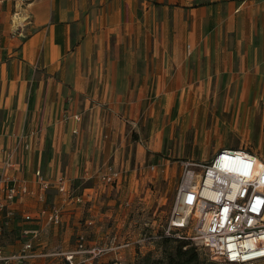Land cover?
Returning a JSON list of instances; mask_svg holds the SVG:
<instances>
[{"label": "crops", "instance_id": "obj_1", "mask_svg": "<svg viewBox=\"0 0 264 264\" xmlns=\"http://www.w3.org/2000/svg\"><path fill=\"white\" fill-rule=\"evenodd\" d=\"M263 93L264 0H0V167L2 150L25 135L28 149L16 160L29 187L36 170L51 180L65 174L86 199L64 200L51 186L47 203L63 219L45 226L22 218L42 204L25 196L9 225L0 214L3 253L31 239L44 255L27 264H67L55 253L75 249L89 218L94 242L112 232L130 238L113 226L127 224L123 196L145 160L163 155L162 134L201 127L203 101L217 95L238 114ZM146 121L144 145L131 131ZM222 148L235 147L215 144L211 157ZM109 165L123 177L101 186ZM38 228L36 239L20 233ZM139 252L130 246L92 264H133Z\"/></svg>", "mask_w": 264, "mask_h": 264}, {"label": "built area", "instance_id": "obj_2", "mask_svg": "<svg viewBox=\"0 0 264 264\" xmlns=\"http://www.w3.org/2000/svg\"><path fill=\"white\" fill-rule=\"evenodd\" d=\"M25 139V135H20L13 148L6 146L2 150V224L9 225L17 215L16 204L25 196H31L42 204L34 217L24 214L22 218L25 221L34 219L45 226H58L63 213L59 205L47 203L46 192L51 186L64 200L83 202L86 199L73 193L70 179L65 174L51 180L36 170L35 187H29L19 174L16 160L17 155L28 149ZM149 168L154 170L155 165ZM121 177V171L109 165L99 174V185L120 183ZM180 178L161 234H143L133 241L129 237L121 239L112 232L104 242H94L89 237V228L94 221L89 218L76 235L75 249L55 254L62 255L67 264H92L106 253H117L135 244L140 247L145 242L170 236L199 244L211 260L220 263L264 262V159L245 148H222L205 161L184 163ZM40 228L23 229L20 233L36 239ZM2 247L0 245V264H27L29 259L44 255L33 251L31 239L12 255H5Z\"/></svg>", "mask_w": 264, "mask_h": 264}, {"label": "rangeland", "instance_id": "obj_3", "mask_svg": "<svg viewBox=\"0 0 264 264\" xmlns=\"http://www.w3.org/2000/svg\"><path fill=\"white\" fill-rule=\"evenodd\" d=\"M223 98L224 95L220 94L214 100L211 98L203 101L208 110L202 118L201 127L196 125L188 130L162 134L161 154L165 160L154 153L152 161L151 158H147L142 167L136 170L133 183L135 188L123 196L125 198L122 199L121 207L124 208L121 210L122 218L127 224L130 223L128 224L130 226L125 224L124 227H116L114 225V230L122 236H130L133 241L143 234H161L172 208L183 164L208 159L211 157V148L215 144L245 148L264 159V93L262 98L255 102L252 112H239L238 114L232 112L230 102ZM161 119H164V124H167L169 128L170 118ZM193 119L196 122L197 119ZM147 124L149 121H146L145 127H141V131H131L133 132L131 138L135 140L141 138V143L145 145L149 136V133L144 131L148 128ZM151 164L155 165L154 170H150ZM170 238L172 241L166 246L162 239L145 242L140 245V255L148 254L152 258H162L165 249L170 250L177 239V237ZM191 245L196 248L201 260L214 261L199 244L191 243ZM258 264H264V262Z\"/></svg>", "mask_w": 264, "mask_h": 264}, {"label": "trees", "instance_id": "obj_4", "mask_svg": "<svg viewBox=\"0 0 264 264\" xmlns=\"http://www.w3.org/2000/svg\"><path fill=\"white\" fill-rule=\"evenodd\" d=\"M161 239L165 246L172 241L168 236H163ZM175 241V244L170 250L165 249L162 258H152L148 254L141 256L140 253H138L133 264H232L201 260L196 248L191 245V242L178 238Z\"/></svg>", "mask_w": 264, "mask_h": 264}]
</instances>
